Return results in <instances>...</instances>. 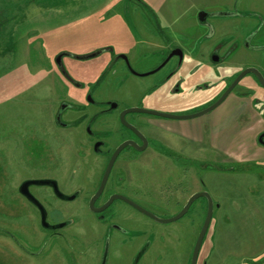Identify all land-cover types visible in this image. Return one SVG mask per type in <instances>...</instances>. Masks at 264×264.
<instances>
[{
	"label": "rangeland",
	"instance_id": "1",
	"mask_svg": "<svg viewBox=\"0 0 264 264\" xmlns=\"http://www.w3.org/2000/svg\"><path fill=\"white\" fill-rule=\"evenodd\" d=\"M53 1L0 0V264H100L102 260V245H97L99 225L89 211L59 205L61 216L54 220L69 217L75 222L53 236L41 227L35 209L17 191L23 179L36 176L40 167L61 178L63 169L64 175L72 165L85 179L82 160L76 157L77 146L55 137L60 132L53 120L62 104L86 105L85 90L63 82L54 62L58 54L69 55L61 61L66 74L87 90L97 77L95 71L111 54L81 62L74 57L92 55L103 44H124L130 36L154 39L156 20L162 18L182 33L183 25L197 11V15L225 12L224 4L254 5L255 11L264 12V0H139L146 9L134 1L116 6L118 3L110 0L102 6L108 11H95L96 1L77 0L74 7L63 9L64 14H55ZM114 14L120 18L108 21ZM164 35L173 37L168 31ZM130 89H125L127 93L117 90L114 96L126 104L136 103L138 94ZM95 99L100 100L96 95ZM241 104L227 101L211 113L217 127L225 131L218 139L245 125ZM248 105L246 102L244 107ZM258 129L259 125L250 128L243 134L249 141L226 150L230 159L242 166L228 171L229 165L220 164L219 174L205 175L214 188L215 207L196 264H264V148L254 141ZM86 158L92 162L95 156ZM147 207L159 219H168L179 210L173 205L166 210ZM204 213L203 208L196 213L191 210L176 222L162 224L128 211L139 226L127 220L130 237L138 235L142 240L129 238L128 245L114 247L105 264H133L143 243L150 247L138 264H189Z\"/></svg>",
	"mask_w": 264,
	"mask_h": 264
},
{
	"label": "flooded vegetation",
	"instance_id": "2",
	"mask_svg": "<svg viewBox=\"0 0 264 264\" xmlns=\"http://www.w3.org/2000/svg\"><path fill=\"white\" fill-rule=\"evenodd\" d=\"M127 1L137 2L146 9L139 0H122V3ZM224 6L225 12H205L200 19L197 11L193 20L183 25L182 33L156 20L154 39L131 37L122 45L121 51L107 45L96 49L92 55L74 57L81 62L111 54L104 66L95 71L97 77L87 90L66 74L61 61L69 55H64L60 64H56L66 86L85 90L82 96L86 105L81 107L64 102L53 120L60 132L55 137L77 146L76 157L82 160L85 179L77 175L72 165L64 175L63 169L62 179L56 178L55 171L48 173L45 170L44 173L41 167L36 176L23 179L21 184L41 180L51 182L40 186L28 184L27 195L43 208L50 226L65 225L63 228H43L36 205L20 194L35 209L46 232L58 235L75 222L69 217L54 220L61 216L59 205L86 209L99 225L96 228L97 245H102V260L104 254L107 259L114 247L128 245L129 238L142 240L138 235L130 237L128 221L139 226L132 221L128 211L131 215L153 220L135 206L157 217L147 205L164 210L173 205L179 208L174 216L168 217L173 218L192 196L207 194L214 210L211 195L214 188L209 180H205V175L219 174L220 164L229 165L228 171L231 167L242 166L218 146L249 141L243 134L259 125L261 129L255 132L254 141L256 146L264 148V138L259 142V137L264 135V87L252 73L243 75L233 85L246 70H256L264 80V12L255 11L254 5L238 2ZM148 11L154 12L151 8ZM121 13L118 14L124 19ZM153 15L156 17L155 13ZM165 31L173 33V37H166ZM146 64L150 66L141 69ZM128 86L132 87L130 93L138 94L136 103L126 104L114 96L117 90L126 92ZM229 88L231 91L221 104L210 109ZM95 95L100 100H96ZM232 99L245 108V125L218 139L222 133H216L211 113ZM246 102L249 103L247 108L244 107ZM205 117L207 119L203 120ZM90 155L95 156L92 162L86 158ZM104 175L107 178L97 195ZM216 206L220 208L218 203ZM202 208L205 217L208 206L204 196L191 202L183 216ZM149 247L147 243L140 246L133 264H138Z\"/></svg>",
	"mask_w": 264,
	"mask_h": 264
},
{
	"label": "water",
	"instance_id": "3",
	"mask_svg": "<svg viewBox=\"0 0 264 264\" xmlns=\"http://www.w3.org/2000/svg\"><path fill=\"white\" fill-rule=\"evenodd\" d=\"M205 15V13H200L198 18H202L203 16ZM65 54H58V56L55 58V63L57 65H59V61L61 60V58L64 56ZM247 73H252V74H255L259 80H260V83L262 84V86L264 87V80L263 78L259 75V73L256 71V70H246L244 71L239 77L238 79L234 82L233 85H235L240 79H242L243 75L247 74ZM232 88V87H231ZM231 88H229V90L227 91V93H225L221 99H219V101H217L216 104H214L213 106L210 107V109H213L215 108L216 106H218L219 104H221V101L224 99V97H226L229 92L231 91ZM210 109L208 111H210ZM264 138V135H262L261 137H259V142L262 141V139ZM105 177L103 178V180L101 181V184L99 186V191L97 193V195L102 191V187H103V184L105 183V180L107 178L106 175H104ZM51 182L50 181H44V180H41V181H29L28 183H23L20 185V187L18 188V191L20 192L21 195H23L24 197H26L28 200H30L31 202H33L37 209L39 210V213H41V225L43 228L45 229H48V230H53V229H60V228H63L65 227V225H58V226H50L47 222H46V213L44 212L43 208L38 204V202L35 201V199L31 196V195H27V191H26V188L28 186V184H36V185H49ZM57 195L60 197L61 194H59V192H57ZM206 197L207 198V206H208V210H207V213L205 215V220L203 222V225L201 227V231L199 232L197 238H196V243L193 247V250H192V256H191V259H190V263L189 264H196V261H197V258L199 256V250L201 248V245L203 243V238H204V235L206 234L207 232V228L212 220V200L211 198L209 197V195L207 194H200V195H195V196H192V198L190 199V201L184 206L185 208L175 217L173 218H168V220H162V219H159V218H156L154 217L153 215H151L150 213H148L146 210L144 211L143 209H140L139 207L135 206L138 210H140L144 215L146 214L148 217H150L151 219L155 220L156 222H160L162 224H168L169 222H176L178 220H180V218L187 212L191 202H193L195 199L199 198V197ZM62 197V195H61ZM105 260H106V257H105V254L103 255V260H102V263L101 264H105Z\"/></svg>",
	"mask_w": 264,
	"mask_h": 264
},
{
	"label": "crops",
	"instance_id": "4",
	"mask_svg": "<svg viewBox=\"0 0 264 264\" xmlns=\"http://www.w3.org/2000/svg\"><path fill=\"white\" fill-rule=\"evenodd\" d=\"M53 1V0H52ZM77 0H55V1H53V11L54 10H56V12H53V13H58V14H64V12H63V9H66L67 7H74L75 6V2H76ZM96 1V4H97V7L95 8V11L97 10H99V9H101V8H104V7H102V6H104L103 4L104 3H108L110 0H89L87 3H91V2H95ZM116 3H118V5H116V6H122V0H114ZM55 3H56V5L57 6H55ZM125 4V3H124ZM116 6H114V7H116ZM104 11H108V10H110V9H108V8H104L103 9ZM84 11V10H83ZM86 13H88V12H86ZM116 14H117V12H115ZM189 13V12H188ZM89 15V14H88ZM187 16V15H186ZM193 15H192V18H191V20H193ZM116 18H120L118 15H113V17H111V18H109L108 19V21H111V20H114V19H116ZM123 20V19H122ZM126 20V19H125ZM124 20V22H125V24H126V21ZM190 20V21H191ZM106 22V21H105ZM159 22H161V24H166V25H168V26H170L171 25V28H173V26H172V24L171 23H168L167 21H164L162 18L159 20ZM127 25V24H126ZM129 27V26H128ZM174 30V29H173ZM175 31V30H174ZM133 34V33H132ZM130 38H131V36H130ZM130 38H128V39H130ZM128 39H126L125 40V42L124 43H126V41L128 40ZM119 43H121V41H118ZM117 42V43H118ZM107 45H109V46H116V49H118L119 51H121L122 50V45L123 44H103V46H107ZM103 46H100V47H103ZM232 101H234V99H232L231 100V102ZM215 116V115H214ZM213 121H214V125H216V119L214 118L213 119ZM223 124V123H222ZM216 128V133L217 134H220V133H222V132H225L224 130H223V128L222 129H220V127H217V125L215 126ZM235 131V130H234ZM248 132V131H247ZM246 132V133H247ZM232 133H234V132H232ZM232 133H229V134H232ZM242 139V138H241ZM226 140V139H225ZM243 144V142L241 143V142H239V143H233L231 146H225V145H223V146H221V147H219L218 146V148H220L222 151L223 150H229V148H232V147H234V145H238V146H241Z\"/></svg>",
	"mask_w": 264,
	"mask_h": 264
}]
</instances>
